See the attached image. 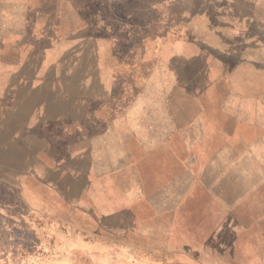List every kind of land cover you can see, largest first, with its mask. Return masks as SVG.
<instances>
[{
	"label": "rangeland",
	"instance_id": "374dc122",
	"mask_svg": "<svg viewBox=\"0 0 264 264\" xmlns=\"http://www.w3.org/2000/svg\"><path fill=\"white\" fill-rule=\"evenodd\" d=\"M17 16L114 41L123 118L106 173L69 167L79 127L0 140V264H264V0H0Z\"/></svg>",
	"mask_w": 264,
	"mask_h": 264
},
{
	"label": "crops",
	"instance_id": "0c3cea01",
	"mask_svg": "<svg viewBox=\"0 0 264 264\" xmlns=\"http://www.w3.org/2000/svg\"><path fill=\"white\" fill-rule=\"evenodd\" d=\"M10 6L11 12L24 15V7L18 1L4 9L2 6L5 13L10 11ZM176 14H171L168 20ZM47 22H50L49 16L37 17L28 26L24 16H17L14 22L0 23V140L24 132L26 129L20 127L26 126L51 123L66 129L79 127L81 136H77L76 147L80 155L69 167L76 171L75 167L86 165L87 174L110 172L116 163L106 155L107 146L101 139L109 133V136L117 134L114 128L123 118L115 116L110 108L115 99V70L121 63L116 43L88 35L85 39L66 38L58 42ZM175 23L178 25V21ZM171 27L169 32L157 36L173 35L177 26ZM37 30L43 34H37ZM8 31H13L11 39ZM138 103L132 102L128 110L131 112ZM138 119L145 120L142 115H133L132 123ZM124 129L131 133L133 140L144 141L138 128ZM67 132L66 135H73ZM26 139L37 143L40 137L30 129ZM73 145L72 142L67 148L72 151ZM12 148L23 151L22 146ZM33 166L39 168L35 161Z\"/></svg>",
	"mask_w": 264,
	"mask_h": 264
}]
</instances>
